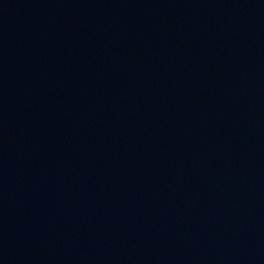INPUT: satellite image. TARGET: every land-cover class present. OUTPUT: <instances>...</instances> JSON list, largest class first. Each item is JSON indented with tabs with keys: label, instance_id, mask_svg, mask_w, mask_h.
Listing matches in <instances>:
<instances>
[{
	"label": "water",
	"instance_id": "95a60500",
	"mask_svg": "<svg viewBox=\"0 0 264 264\" xmlns=\"http://www.w3.org/2000/svg\"><path fill=\"white\" fill-rule=\"evenodd\" d=\"M0 54L123 101L264 127V0H0Z\"/></svg>",
	"mask_w": 264,
	"mask_h": 264
}]
</instances>
